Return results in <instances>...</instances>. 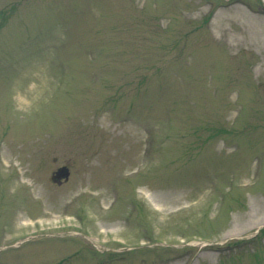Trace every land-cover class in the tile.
Segmentation results:
<instances>
[{"label":"rangeland","instance_id":"obj_1","mask_svg":"<svg viewBox=\"0 0 264 264\" xmlns=\"http://www.w3.org/2000/svg\"><path fill=\"white\" fill-rule=\"evenodd\" d=\"M259 2L0 0V264H264Z\"/></svg>","mask_w":264,"mask_h":264},{"label":"water","instance_id":"obj_2","mask_svg":"<svg viewBox=\"0 0 264 264\" xmlns=\"http://www.w3.org/2000/svg\"><path fill=\"white\" fill-rule=\"evenodd\" d=\"M69 176V169L66 165L59 166L52 174V180L60 183L61 180H66Z\"/></svg>","mask_w":264,"mask_h":264},{"label":"bare ground","instance_id":"obj_3","mask_svg":"<svg viewBox=\"0 0 264 264\" xmlns=\"http://www.w3.org/2000/svg\"><path fill=\"white\" fill-rule=\"evenodd\" d=\"M164 202H165L166 204H174V203L176 202V200L170 197V198H166V199L164 200Z\"/></svg>","mask_w":264,"mask_h":264}]
</instances>
